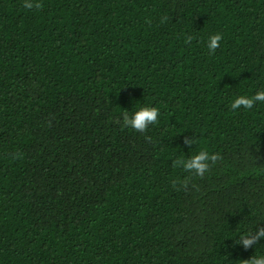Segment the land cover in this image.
<instances>
[{
	"label": "trees",
	"instance_id": "trees-1",
	"mask_svg": "<svg viewBox=\"0 0 264 264\" xmlns=\"http://www.w3.org/2000/svg\"><path fill=\"white\" fill-rule=\"evenodd\" d=\"M31 2L0 0V264L264 252L236 242L264 228V104L230 107L264 86V0ZM141 106L157 122L125 127ZM199 150L204 177L175 164Z\"/></svg>",
	"mask_w": 264,
	"mask_h": 264
},
{
	"label": "clouds",
	"instance_id": "clouds-1",
	"mask_svg": "<svg viewBox=\"0 0 264 264\" xmlns=\"http://www.w3.org/2000/svg\"><path fill=\"white\" fill-rule=\"evenodd\" d=\"M24 7L31 9L33 3L31 0H24ZM190 40L191 37H188ZM222 40V35L216 33L209 36L207 40V48L209 52H213L220 46V41ZM264 104V86L259 90L255 91L252 95H237L230 103L232 110H239L243 108L245 110L253 109L254 105ZM159 116V109L157 107L151 106H141L138 110L128 114L127 111L122 113V122L125 127H130L131 129L143 132L151 124L157 122ZM185 145L191 146L197 143L196 138H185ZM219 157L214 154H210L208 151L199 150L193 155L187 156L186 158H178L175 164L181 167L185 172L190 175L197 177H204L209 171L212 164H214ZM177 183L176 181L173 182ZM182 184L187 183V178L181 182ZM264 240V228H256L250 232L242 234L238 241L243 248L247 249L253 247L259 241ZM245 264H264V252L256 253L248 260L244 261Z\"/></svg>",
	"mask_w": 264,
	"mask_h": 264
}]
</instances>
